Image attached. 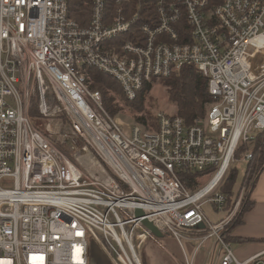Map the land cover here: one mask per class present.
<instances>
[{
    "label": "built area",
    "instance_id": "2783aa9c",
    "mask_svg": "<svg viewBox=\"0 0 264 264\" xmlns=\"http://www.w3.org/2000/svg\"><path fill=\"white\" fill-rule=\"evenodd\" d=\"M213 2L90 0L81 25L70 0H0V264H90L95 234L116 264H142L134 241L144 219L181 244L198 242L186 264L211 238L221 264H264V250L240 259L224 237L262 159L264 0ZM185 65L208 78L205 117L188 124L159 112L155 129L129 131L85 72L114 77L134 100ZM33 101L51 121L46 132L31 118ZM238 161L249 166L229 202L219 187ZM181 170L201 174L193 190ZM206 203L225 216L213 222ZM151 236L145 227L138 238Z\"/></svg>",
    "mask_w": 264,
    "mask_h": 264
},
{
    "label": "trees",
    "instance_id": "16d2710c",
    "mask_svg": "<svg viewBox=\"0 0 264 264\" xmlns=\"http://www.w3.org/2000/svg\"><path fill=\"white\" fill-rule=\"evenodd\" d=\"M220 0H214L213 3H217ZM91 11L90 0H70L69 12L70 16L79 22L81 25H85L89 19ZM183 25L177 26V30L180 33L181 41H186L187 30ZM138 32V29L134 27L129 33L120 36L116 41L121 43L132 38V33ZM89 87L92 90H97L102 93L103 101L106 109L111 115L115 117V114L119 111L116 96H120L122 101L134 111L144 110V96L151 89L154 81L161 79L167 88L169 99L177 107L176 115L184 118L188 124L195 122L197 118H203L206 114L207 107L212 102V96L209 93L208 78L198 69L195 65H185L181 69L173 72L171 75L162 78H154L152 81L147 82L138 96L135 102H129L125 99V95L120 83L112 76L103 73L95 68L88 67L86 70ZM120 107V106H119ZM30 115L33 118L40 117V113L37 105H33L30 110ZM60 118L67 122L65 115H61ZM136 121L141 123L147 129H155L157 127L156 115H152L150 112L144 115L136 117ZM34 122V121H33ZM40 129V128H39ZM43 131V130H42ZM264 168V145L262 148V159L260 167L256 173L255 182L262 169ZM234 169L231 171L229 178L231 183L235 179ZM183 184L190 190H193L197 183V177L201 174L193 173L191 171L181 170L179 171ZM227 176V175H226ZM226 177L224 178V180ZM221 183L219 190L229 196V202L233 196L232 185L227 182ZM254 182V185H255ZM252 205L250 195L247 198L244 206L241 209L239 216L231 223L224 231V237L231 241V231L242 221V216L246 210Z\"/></svg>",
    "mask_w": 264,
    "mask_h": 264
},
{
    "label": "rangeland",
    "instance_id": "374dc122",
    "mask_svg": "<svg viewBox=\"0 0 264 264\" xmlns=\"http://www.w3.org/2000/svg\"><path fill=\"white\" fill-rule=\"evenodd\" d=\"M125 99L129 102H135L138 98L130 100L125 96ZM116 100L120 107L118 106L119 111L115 114V118L125 128L126 131H129L131 126L135 124L143 126L141 123L136 121V117L138 116L144 115L149 112L152 115H157L159 112L176 114L178 110V107L170 101L167 88L161 79H157L156 81H154L151 89L145 94L143 111L131 110L130 107L126 105L118 95L116 96ZM33 105H37V102L33 101ZM33 121L34 124L44 132L47 131V124L51 122L49 119L43 118L41 116L33 118ZM52 124H55V122L52 121ZM62 131H69V125L65 124V121L64 126L62 127ZM248 166L249 164L245 161L232 163L225 179L227 180V178H229L231 171L234 169V181L231 183V180H227V182L231 184L233 188V196L231 199H233V197L240 191ZM225 180L224 182H226ZM202 181L203 183H206L208 181V178L205 177L202 179ZM204 211L213 222H217L218 220L222 219L226 214L225 212L216 211L212 203H206L204 205ZM144 228L145 227L143 225L142 227L137 229V238L134 241L135 246L141 254L142 264H186V254L190 258L193 256L197 242L191 243L183 239L181 244L171 234L165 235L163 237L152 235L151 237L146 238V240L142 239L143 237L138 238L140 235H143ZM212 240H214V238H211L210 241L207 240L208 242H205L195 253L193 264H210L209 261L210 257L212 256L210 255V251L212 253L211 248H213L211 244ZM102 243L103 241L99 235L97 236L95 234L89 237L90 264H116L115 259L113 257H110L109 254H107L103 249ZM237 245L238 244L234 242V247H236ZM213 264H217V262L214 261Z\"/></svg>",
    "mask_w": 264,
    "mask_h": 264
},
{
    "label": "crops",
    "instance_id": "0c3cea01",
    "mask_svg": "<svg viewBox=\"0 0 264 264\" xmlns=\"http://www.w3.org/2000/svg\"><path fill=\"white\" fill-rule=\"evenodd\" d=\"M249 195L252 205L244 212L241 223L236 225L231 231V242L236 255L240 259H247L264 250V168L260 172ZM189 242L194 243L197 241ZM234 242L238 244L236 247H234ZM211 244L213 248H211L212 253L210 251L212 256L209 262L213 264L216 261L217 264H221L220 257L222 252L219 246L216 245L215 240H212Z\"/></svg>",
    "mask_w": 264,
    "mask_h": 264
},
{
    "label": "water",
    "instance_id": "95a60500",
    "mask_svg": "<svg viewBox=\"0 0 264 264\" xmlns=\"http://www.w3.org/2000/svg\"><path fill=\"white\" fill-rule=\"evenodd\" d=\"M135 214L137 217H141L144 216V212L141 209H136ZM142 224L144 225V227H146L151 233L152 235H155L157 237H163L165 235H169V232H164L162 230H160L152 221H150L149 219H144L142 221Z\"/></svg>",
    "mask_w": 264,
    "mask_h": 264
}]
</instances>
